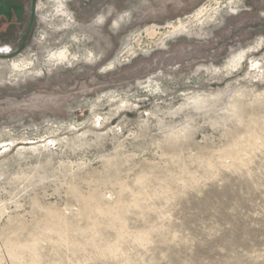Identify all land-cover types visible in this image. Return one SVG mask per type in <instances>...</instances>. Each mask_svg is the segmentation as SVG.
Returning <instances> with one entry per match:
<instances>
[{"label":"rangeland","instance_id":"rangeland-1","mask_svg":"<svg viewBox=\"0 0 264 264\" xmlns=\"http://www.w3.org/2000/svg\"><path fill=\"white\" fill-rule=\"evenodd\" d=\"M61 1L0 0V264H264V0Z\"/></svg>","mask_w":264,"mask_h":264},{"label":"bare ground","instance_id":"bare-ground-1","mask_svg":"<svg viewBox=\"0 0 264 264\" xmlns=\"http://www.w3.org/2000/svg\"><path fill=\"white\" fill-rule=\"evenodd\" d=\"M46 2L45 3H47V2H50V3H54V4H57V3H61L62 4V1L61 0H45ZM47 7V6H46ZM42 9H45V7L43 6L42 7ZM41 10V9H40ZM57 11V12H56ZM55 11V9L53 10V13H51V15H49V17H51V18H49V17H46V21H48V22H53V21H55L58 17H61V16H65V18L67 17L66 16V13L63 11V9H60V7L58 6V8H57V10ZM59 11L61 12V13H59ZM68 24V23H67ZM66 24V25H67ZM52 28H53V25H52ZM58 30V28H55V29H53V31H57Z\"/></svg>","mask_w":264,"mask_h":264}]
</instances>
